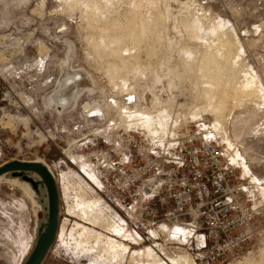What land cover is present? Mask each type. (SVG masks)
<instances>
[{"label":"rangeland","instance_id":"rangeland-1","mask_svg":"<svg viewBox=\"0 0 264 264\" xmlns=\"http://www.w3.org/2000/svg\"><path fill=\"white\" fill-rule=\"evenodd\" d=\"M188 14L204 24L197 54L219 34L228 41L221 49L228 60L219 58V72L209 69L224 81L249 75L257 84V95L230 102L221 120L196 98L203 87L181 50L185 41L168 44L174 25L188 39L181 21ZM155 23L163 37L158 43ZM167 67L179 75L173 96ZM155 72L167 85L157 90L161 105L148 94ZM69 78L75 86L65 92ZM187 125L221 143L246 180L261 223L258 237L220 264H264V0H0V167L45 162L58 194L56 235L40 264H199L202 232L162 222L160 232L142 237L129 213L106 201L85 155L95 137L112 141L114 130L164 139ZM23 173L36 182L39 197L11 178ZM6 174L0 178V264H25L50 223L49 187L36 170ZM82 228L93 232L88 240L80 237Z\"/></svg>","mask_w":264,"mask_h":264},{"label":"built area","instance_id":"built-area-1","mask_svg":"<svg viewBox=\"0 0 264 264\" xmlns=\"http://www.w3.org/2000/svg\"><path fill=\"white\" fill-rule=\"evenodd\" d=\"M112 134L95 137L85 155L106 201L129 213L142 237L162 222L202 232L199 264H220L258 237L246 180L203 129L187 125L164 139Z\"/></svg>","mask_w":264,"mask_h":264},{"label":"bare ground","instance_id":"bare-ground-1","mask_svg":"<svg viewBox=\"0 0 264 264\" xmlns=\"http://www.w3.org/2000/svg\"><path fill=\"white\" fill-rule=\"evenodd\" d=\"M151 3V2H150ZM149 4V3H148ZM155 6V2H153V5ZM151 8V7H150ZM157 8V7H156ZM169 8V7H168ZM139 10V9H137ZM167 10V9H166ZM133 11V10H132ZM135 11V15L136 17L138 16V11ZM134 13V12H133ZM163 13V12H161ZM171 13V12H170ZM153 14V13H152ZM134 15V16H135ZM160 17V14H158ZM140 16V15H139ZM153 16V15H152ZM157 16V15H156ZM162 16V15H161ZM135 17V18H136ZM164 19H169V15L167 16H163ZM134 18V19H135ZM141 18V17H140ZM151 18V17H150ZM148 18V19H150ZM156 18V17H155ZM133 19V16L131 18ZM137 19V18H136ZM139 19V18H138ZM143 19V18H142ZM140 20L141 22H145L144 19ZM148 19L146 18L145 20L148 21ZM153 19V17H152ZM146 21V22H147ZM154 21V20H153ZM168 21V20H167ZM182 21V24L185 26V29L188 32V39H185L184 34L181 33V31L177 30L176 26L174 25V30H175V34L172 33H168V44L169 47L173 46V45H177L178 42L184 40V46L181 48V50L183 49V52L186 50L188 51V65H193V67L191 68L193 73H196L197 76H195L197 78V82L199 83V86L203 87V90H198V96L196 98L199 99H205L206 104L214 111V113L216 114L217 119L221 120L222 118L225 117L226 113H227V109H228V104L230 102H233L234 104H241L243 103V101H245L247 98H251L252 95H257V87L254 82V78L250 77L249 75H245L242 77L241 80L236 79L235 77H230L228 78V81H224L222 78H219L218 74L213 73L210 69L209 66L210 65H215L217 67V71L219 72V58H227L224 55H222L221 49L224 45H227L228 41H225L226 38H223L224 40H222L220 38V34L219 36L215 37V39H213L210 44L209 42H205V47L209 44V48L208 46L206 47L207 50H205L204 52L201 53H196L197 52V48L200 47L201 43L204 42V36H203V27L204 24L202 21H200V19H198L195 15H189L185 16V18ZM133 22V21H131ZM138 22V21H136ZM155 22V21H154ZM135 23V22H134ZM149 23V22H148ZM147 24V23H145ZM158 24V22H157ZM179 24V23H178ZM131 25V24H130ZM129 25V26H130ZM137 25V24H136ZM155 25V26H154ZM152 25L153 26V30L152 35H156L155 38L157 37V43L161 42L163 37L161 34H158V26L156 25V23ZM151 26V25H150ZM134 27V26H133ZM132 27V29H133ZM143 27V25L141 26ZM145 27H148L145 26ZM128 28V26H127ZM135 28V27H134ZM137 28V27H136ZM166 28V27H165ZM217 29H220V25L216 26ZM146 29V28H143ZM143 29H141L140 31H142ZM149 29V27H148ZM152 29V28H151ZM167 29V28H166ZM170 29V28H169ZM147 30V29H146ZM134 31V30H133ZM131 32L132 34H134V32ZM144 31V30H143ZM170 31V30H169ZM137 32V30H136ZM139 32V31H138ZM146 32V31H145ZM220 32V31H219ZM205 33V32H204ZM223 33V32H222ZM137 34V33H136ZM178 36L180 37L179 41L177 40ZM167 38V36H166ZM206 38V35H205ZM188 40V42H187ZM196 45L195 49L192 50V44ZM161 44V43H160ZM159 44V45H160ZM117 46V45H116ZM178 46V45H177ZM115 47V46H114ZM156 47V46H155ZM174 47V46H173ZM227 47V46H226ZM118 48V47H117ZM159 48V47H158ZM175 48V47H174ZM173 49V48H172ZM117 52V51H116ZM182 52V53H183ZM116 54V53H115ZM230 54V53H229ZM196 56V58H195ZM172 57V56H171ZM185 58V57H184ZM235 59V58H234ZM232 61V60H231ZM234 62V61H233ZM236 62V61H235ZM231 63V62H230ZM136 66V65H135ZM229 66L231 67V64H229ZM235 66V65H234ZM160 68V67H159ZM221 69V68H220ZM223 69V68H222ZM76 70V69H74ZM189 72V71H188ZM224 72V71H223ZM230 72V70H229ZM69 73V72H68ZM111 73V72H110ZM77 74V73H76ZM167 77H168V81H167V85L165 83H163V78L162 75H160L158 72H155V77H154V81L153 84L148 86V94L149 96H152L153 101L155 104L157 105H161L163 104V98H158V93L157 90H161L163 89L165 86H167V90L170 91L172 93L171 96H173L174 94V88H175V84H176V80L179 77V75H177L175 72L172 71V69L170 67H167L166 69V73H164ZM71 75V74H70ZM69 75V76H70ZM78 75H80L78 73ZM221 75V74H220ZM112 76V75H111ZM165 76V77H166ZM192 75L190 73H188V79H190ZM229 76V75H228ZM227 76V77H228ZM79 77V76H78ZM113 77V76H112ZM86 79V78H85ZM69 80H73V83H71V81H68V83H65L63 85V91L65 92H69L71 91L75 86L74 84V79H70ZM112 80V79H111ZM115 80V79H114ZM79 82V81H78ZM82 85V84H81ZM177 87V86H176ZM61 88V87H60ZM132 88V87H130ZM79 90V89H78ZM126 90V89H124ZM260 90V89H259ZM74 91V90H73ZM127 91V90H126ZM73 93V92H72ZM80 93V92H79ZM137 93V92H136ZM169 93V92H168ZM71 96V95H70ZM65 97V96H64ZM148 97V96H147ZM55 98V97H54ZM72 99V98H71ZM59 101V100H57ZM148 101V100H147ZM204 101V100H203ZM62 102V101H61ZM150 102V101H149ZM64 104V103H63ZM60 106V105H59ZM204 106V104H203ZM124 107V106H123ZM154 107V106H153ZM206 108V107H205ZM127 110L124 113H131L130 109H125ZM156 110V109H155ZM170 110V109H169ZM169 110H167L169 112ZM231 110V109H229ZM165 111V110H164ZM143 115H141L142 118H145L146 120H152V118H148V116H146V114L142 113ZM140 115V114H139ZM138 115V117H139ZM229 115V114H228ZM229 118V117H228ZM164 119V118H163ZM166 119V118H165ZM162 120V119H161ZM164 125V124H163ZM37 163H41L45 168H47L48 170H50L49 166L42 161H39ZM20 171V170H18ZM51 171V170H50ZM7 175L6 173H3L0 175V178L2 176ZM11 178L22 181L25 184H28L29 188L31 189V191L37 196L38 195V190L35 186L34 180L31 178L29 179L25 173H23V178L18 177V176H11ZM32 200V199H31ZM96 201V200H94ZM41 203V202H40ZM98 204V203H97ZM43 206V205H42ZM84 206H87L84 205ZM92 207V205H90ZM46 210V208H44ZM115 226V225H114ZM117 228V227H116ZM77 229V228H76ZM90 229V228H89ZM87 228H82L81 230V234L80 237L83 239H87L89 238V236L93 235L92 231L89 230ZM115 229V228H114ZM180 230V229H179ZM121 231V229L119 230ZM77 233V232H76ZM186 239V237H185ZM78 240V239H77ZM88 240V239H87ZM98 240V239H97ZM112 257V256H111ZM181 259V258H179ZM183 260V259H182ZM178 262V261H177ZM178 264V263H177ZM181 264V262H180ZM182 264H187L186 261H183ZM190 264V263H189Z\"/></svg>","mask_w":264,"mask_h":264},{"label":"water","instance_id":"water-1","mask_svg":"<svg viewBox=\"0 0 264 264\" xmlns=\"http://www.w3.org/2000/svg\"><path fill=\"white\" fill-rule=\"evenodd\" d=\"M36 170L44 175L50 193V223L44 235L37 241L35 248L25 264H40L45 258L52 242L54 241L58 226V194L53 177L41 163L13 161L0 167V175L9 171Z\"/></svg>","mask_w":264,"mask_h":264},{"label":"snow or ice","instance_id":"snow-or-ice-1","mask_svg":"<svg viewBox=\"0 0 264 264\" xmlns=\"http://www.w3.org/2000/svg\"><path fill=\"white\" fill-rule=\"evenodd\" d=\"M129 99H131V97H129Z\"/></svg>","mask_w":264,"mask_h":264}]
</instances>
